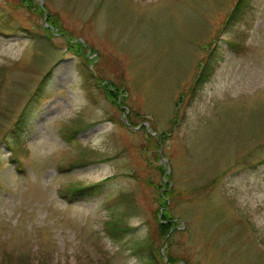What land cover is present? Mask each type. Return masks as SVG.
Segmentation results:
<instances>
[{
    "label": "rangeland",
    "instance_id": "rangeland-1",
    "mask_svg": "<svg viewBox=\"0 0 264 264\" xmlns=\"http://www.w3.org/2000/svg\"><path fill=\"white\" fill-rule=\"evenodd\" d=\"M32 2L0 0V264H154L146 238L157 264H264V0ZM167 174L183 228L161 242Z\"/></svg>",
    "mask_w": 264,
    "mask_h": 264
},
{
    "label": "trees",
    "instance_id": "trees-1",
    "mask_svg": "<svg viewBox=\"0 0 264 264\" xmlns=\"http://www.w3.org/2000/svg\"><path fill=\"white\" fill-rule=\"evenodd\" d=\"M22 4L26 7H34L36 8L40 14L43 13L41 10L40 6L32 0H20ZM245 1L247 0H237V4L233 8V12L236 13L237 11H241V7L245 5ZM237 12V13H238ZM235 15V14H234ZM45 16V15H43ZM42 28L45 30V34L47 37H50V34H52L53 30L54 31H62L61 26L58 24V19L56 16L47 14L45 17V25L42 26ZM48 31V32H46ZM86 45V44H85ZM84 43L77 40L76 45H71L69 44L70 47L75 48L76 54L82 55L88 63L91 65L92 63L95 62V57L94 58H88L86 52L84 51L85 47ZM91 68L88 69V73L90 76L94 78V75L91 72ZM213 70V63L210 59V55L207 56L204 62H201L198 64V73L193 81V85L191 87V92L194 93V91L199 88V86L207 80V78L210 76L211 72ZM96 85L100 87L106 98L113 104L117 105H122L121 97H123V93L125 92L124 87H116L111 83H107L106 81H97ZM128 117H126L127 119ZM128 124L130 123L129 120L127 119ZM137 127V126H136ZM15 134H17L16 131H14ZM149 137L155 138V141L157 145H161L163 143L166 133H155V132H148ZM164 171V169H163ZM167 179L165 181L164 186L162 187V191L158 194V201L159 205L162 209L159 211L160 218L157 217V229H156V237L164 241H170L171 237H173V233L177 232L180 228L182 229L183 225L181 224L180 227L177 226V222L173 219V216L170 215L169 213V208L168 205L171 203L174 195H175V190L172 187V182L170 180V174L166 175ZM161 185H158V188H160ZM69 193L76 195V196H93L101 192V189L99 187V183H94V184H89V185H79V184H69L68 186ZM68 192V191H67ZM165 207V208H164ZM158 212V211H157ZM156 212V213H157ZM109 225L114 227L115 223L114 221L108 222ZM109 228V227H108ZM115 228V227H114ZM111 230V229H110ZM111 232L114 234L115 230H111ZM118 234V233H117ZM153 236V235H152ZM151 238H146V240L143 242V246L141 247V252L146 253V257L149 259V261L153 262L154 264H157L156 258L158 259H163V254L160 252L159 247H154L152 244V241L150 240ZM159 242V243H161ZM155 253V254H154ZM24 258H28L29 254L25 253ZM167 264H187L185 261L181 262L182 259L176 256H171L169 253H167ZM30 259H28V264H29ZM163 264L165 262L163 261Z\"/></svg>",
    "mask_w": 264,
    "mask_h": 264
}]
</instances>
